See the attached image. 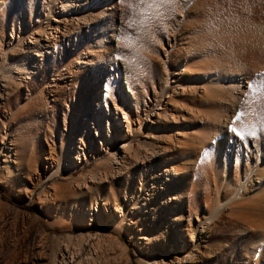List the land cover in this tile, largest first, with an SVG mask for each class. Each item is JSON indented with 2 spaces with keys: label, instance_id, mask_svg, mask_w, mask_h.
Listing matches in <instances>:
<instances>
[{
  "label": "rangeland",
  "instance_id": "374dc122",
  "mask_svg": "<svg viewBox=\"0 0 264 264\" xmlns=\"http://www.w3.org/2000/svg\"><path fill=\"white\" fill-rule=\"evenodd\" d=\"M96 1L97 3L102 2V0ZM109 1H111L109 4H112V7L105 9L103 16H97L95 12L92 14L89 11L91 14L87 12L88 15L85 17L87 21L75 20L73 17H69L70 20L66 24L68 28L66 25L62 26L61 31L58 32V47L60 46V48L55 54L51 53L52 44L55 40L51 37L52 35H50V47L40 46L38 42L31 43L30 40L39 23L47 24L43 21L46 19L47 13L51 11V7H54L53 14L57 8L59 11L61 10L62 6L59 0H45V2L44 0H4L3 2L0 0V49L12 47L7 52L6 58L8 59H4L3 62L11 61L15 64L13 69L14 81L0 79V89L2 91L0 97V147L2 146L0 150V264H35L39 261L38 256L42 257L41 264H48L50 251L54 246L56 249L59 247L67 254L73 253L74 249L76 251L77 246L75 248L74 243L75 241L78 243L79 232L94 234L90 238L84 235L82 240H79L83 242L82 246L85 252L90 251L88 254L102 256L101 261L107 259L109 261L106 260V263L109 264H125L126 260L113 237L108 234L107 228L105 226L100 227L96 223L90 225L88 224L89 219L83 221L81 207L90 208L96 213V205L99 204V208L107 213L102 204L104 200L108 201L110 207L118 205L126 209L129 207V201L143 202L146 200L142 198L143 195H139L146 191L145 189L141 190L142 184L146 186L145 183L150 189L147 200L154 209L152 208L151 212H144L142 216L141 213L132 209L130 212L132 218L130 219H133L135 223H130L127 226L132 238L129 237L128 232L121 233L129 245L130 254H132L131 260L134 261H132V264H145L150 255L154 256L158 251L165 253L167 248L181 246V243L184 242L179 238L181 233L186 235L187 243L191 242L192 236L199 225L196 216L201 217L203 221L212 210L213 202L209 206L210 204H207L206 200L208 196L214 197L213 186L211 185L212 188H209L210 185L205 180L200 183L193 180L191 175L193 174V167H190L186 177L179 172L181 155L175 144L176 135L174 130L172 131L169 128L173 126V123H171V118L164 116L165 114L160 119L161 128L152 129L150 122H148L145 123L144 131L142 130L136 134V139L144 140L146 145L140 146L137 141L134 142V153H132L133 155L130 153L131 156L127 158L129 162L126 168L115 164L113 158L110 159L115 150L119 151V147L125 139L123 134H120V139L115 143L109 136L108 119L113 120V118L111 113L109 115L105 106V100L108 99H106L103 91L105 85H111L116 101L125 105L124 99L119 94L117 84L122 85L126 76L131 77L132 80L134 79L135 89L138 92V112L144 109L146 103L156 108L154 91L158 90L159 85L166 78V70L162 62L165 57L162 50L158 49L162 45L166 46L168 53L172 56L174 54L178 55L179 50L186 47L184 43L179 41V37L192 31L190 26L196 21H200L204 0H190L185 5H183L185 0H176L172 7L170 6L171 10L173 9L171 12L174 13L171 17L172 22L170 24L164 23L161 30L164 37L169 36L167 39L170 38L171 45H168V41L164 37L161 38L160 42L155 37L156 40L154 41L153 35H146L150 33L149 28L146 27L144 32L140 33L141 41L139 39L137 43L139 46L136 44L135 48L130 50L123 45L125 42L118 38L125 31L136 32L135 28L128 27V19L132 13L121 0ZM181 6L184 7V16L181 18L179 25L176 26L174 20L178 19V15L181 13ZM263 15L264 11L260 14V17L255 15L256 18L253 17L254 20L250 21L252 24L246 19L247 16L236 15L235 17L234 15L223 21L224 24L219 26L223 30L219 33L220 38L227 46L228 52H231L230 44H232L231 47L236 46L234 52L236 50L237 53H234L233 63L228 61L229 65L233 64L239 67V72L243 73L241 77L247 76L248 73L251 80L255 78V72L251 68L263 62L264 54L257 52L254 46L249 45L247 41L252 33L259 36L264 31ZM257 20L259 22H255ZM171 25L175 30L173 36H170L173 31ZM167 27L168 29H166ZM101 28L102 30H100ZM20 29H22L24 35L26 34L25 36L20 37ZM46 29L48 32L50 31L48 26ZM13 36L15 37L14 42L12 41ZM143 36L145 37L143 38ZM61 38L64 40L63 42H60ZM96 38L98 43L95 42ZM147 39L149 43L150 39L152 40V46L147 42ZM145 45H147V48ZM73 47L77 50L75 53L71 50ZM89 47L90 49L93 47L101 50L103 52L101 54H104V60L102 58L99 63L93 61L90 64L77 65L75 63L76 56L78 57L79 54L81 55V53L87 51L86 49ZM132 51L137 54L136 61H138L136 63L138 70L135 68V73L126 59H118L117 57L119 55V57L131 58ZM3 52H0L1 59L5 58ZM141 52L144 53L141 54ZM145 53L147 54L145 55ZM126 62L127 64H125ZM173 63V60L166 63L170 71ZM180 65H178L179 71L182 68V64ZM28 73L29 75H27ZM240 82L242 83L243 79ZM96 86L101 88L102 92H97L101 89L96 91ZM127 89L126 87V92ZM247 91H244V95ZM97 102H99L100 107L97 106ZM107 103L111 104L112 101L108 100ZM97 107L100 111L102 109L101 114L97 113ZM130 109L133 121L135 120L133 126L137 127V109L134 107ZM194 115L199 116L196 112ZM152 117L155 120L158 119L157 114L152 115ZM111 130L112 133H116L114 124L111 126ZM123 132H127L125 126ZM13 140L15 144H12ZM73 140L76 141V146H73ZM101 140L107 146H103ZM170 143L173 145L171 146ZM65 146L72 156L75 154L76 157L80 156L81 160H84L82 161L83 167H80L74 173L65 170L54 177L45 178L48 167L54 166L59 154L62 152V148ZM8 150L13 158L12 160L6 158ZM50 154L55 158L54 164L51 162L52 166L51 163L49 165L46 158ZM93 155H97V157L94 159ZM86 157L90 159L85 161L84 158ZM99 161L107 163L98 170L99 177H104V179L95 183L90 190L78 189L75 185L76 180L94 168ZM170 168L178 171L180 180L176 182L169 181L168 184V181L161 176L165 175L163 170ZM105 171H108L106 172L107 175ZM234 171L235 169L232 168L230 171L232 173L229 174L234 176ZM159 173L162 174L158 175L157 178ZM86 178L88 180V177ZM55 187L61 188L62 193H58L61 194V198L58 197V194L55 195ZM160 187L163 190L159 194L158 189ZM80 190H85L86 193L80 195L82 193ZM166 190L168 195L163 194ZM208 190L210 195H208ZM41 194H46L45 196L52 194L53 196L52 199L49 198L51 203H47V207L43 209L37 203ZM169 194L177 196L174 204L173 202L165 203L161 201V198L167 199L170 196ZM205 204L208 206L206 207ZM67 212H74L75 216L80 219L77 229L69 222L70 220L62 223H60L61 221L56 222L57 214L65 217ZM241 213L243 212L227 208L222 210L218 214L220 217L217 216L215 220L217 222L210 223L206 231L200 234L196 241L198 246L192 247L194 249L192 252L196 256L194 255L192 261L188 260L184 264H264V244L259 239L260 236L257 235L259 232L258 227L263 223L259 222L261 217H253V215L246 213L240 216ZM171 216L177 217L178 221H175V226L172 225L174 221ZM249 218H253V221ZM254 224H257V226L260 224V226L256 227ZM140 234L146 236L147 239L139 238ZM100 235L102 236L100 237ZM251 236L254 237L251 238ZM66 248H68L67 251L64 250ZM253 248L256 249V252L260 250L258 262H256L257 257H254ZM149 251L152 254H147ZM142 260L143 262H140Z\"/></svg>",
  "mask_w": 264,
  "mask_h": 264
},
{
  "label": "bare ground",
  "instance_id": "6f19581e",
  "mask_svg": "<svg viewBox=\"0 0 264 264\" xmlns=\"http://www.w3.org/2000/svg\"><path fill=\"white\" fill-rule=\"evenodd\" d=\"M1 1L3 2L4 0H1ZM95 1L96 0H59L62 6L61 10L59 11V9L57 8L56 12H54L53 14L54 7L53 8L51 7L50 12L52 14L50 12L47 13V17L43 21V22H46L47 24L44 25L41 22L37 25L36 30H34L35 31L34 34L31 36L32 39L30 40V42L31 43L38 42L40 46L50 47L51 46L50 45L51 43L50 35H52L51 37H53V39L55 40H54V43L52 44L51 53L53 52L56 54L58 51V48H60V46L58 47V32L61 31L60 28L62 26H65L66 24H68V21L70 20V18L73 17L75 20L77 19V20L85 21L86 20L85 17H87L86 15L91 14L89 13V11H91L92 14L95 12L97 16H103L105 14L104 11L112 7V4H109L111 2L109 0H102V2L99 0L100 2L97 3L96 1V3L94 4ZM189 1L190 0H185L183 5H185V3L186 2L188 3ZM100 4H103V5H100ZM202 6H203V10H202L203 12H202L200 21L198 20V22L196 21L192 26H190V30L192 29V31H190L188 34H183L184 36L181 35V37H179V41L181 43H184L186 47L181 48L179 50L178 55L174 54L171 56L170 53H168L167 47L163 45L160 46L159 49L156 48L158 50L160 49L162 50L163 56L165 57V59H162L163 60L162 62L166 70L165 71V75H166L165 81L159 85L158 90L154 91V95H155L154 102L157 105L156 108L146 103L144 109L138 112L139 110V102H138L139 99H137L138 92L135 89V83L133 81L134 79L132 80L131 77L126 76L122 85L120 83L118 84L116 83L118 85L117 87L119 88V94L121 95V98L124 99L125 101V105H123L119 101H116L113 95V90H112L113 88L110 87L111 85L110 86L105 85L103 88L106 99L112 101V103L109 104L107 103L108 100H105L106 102L105 106L107 108V111L109 112V115L111 113L112 118H113V120L108 119L109 120L108 127H109V134H110L109 136L111 137V140L114 141L115 143L120 139V134L121 135L123 134L124 139H125L122 142V145L119 147V151L115 150L113 152V155L110 158V159L112 158L114 159L115 164L121 167L125 166L126 168V166L128 165L127 163L129 162L127 161V158L133 155L132 153H134L133 152L134 142L136 143L137 141V143H139L140 146L146 145L144 140L136 139L137 138L136 134L140 133L145 128V123H148V122H150L152 129L154 128L155 130H157L161 128L160 119L163 116V114H165L164 116L171 118V121H172L171 123H173V126L169 128L172 131L174 130V133L176 135L175 144L181 155V159H180L181 161L179 164L180 168H178L180 170L179 172H181L183 176L186 177L187 175L186 173L190 171L189 170L190 167L191 168L193 167L192 169L193 174H191L193 177V180H195L197 183H200L201 181L205 180L207 184L210 185L208 186L209 188H212L211 185L213 186L212 190L214 193L213 194L214 197L212 198L208 196V199L206 200L207 204L208 203L210 204L213 202L212 210L205 217L203 221L201 217L196 216V219L198 220L199 225H198V229L194 232L192 236L191 242L187 243L186 237H185L186 235L181 233L179 234V238L181 239V241H184L185 243L182 242L181 246L180 245L178 247L175 246V248H172V247L167 248L165 253L158 251L156 255L154 256L150 255V258L146 261L145 264H160L161 262L163 264H169L168 262L184 264V263H187L188 260L192 261L193 256L195 255L194 252H192V250H194L192 249V247L197 245L196 241L200 237V234L204 233L206 231L207 226H209L210 223L215 221L217 216H219L218 214L226 208L230 210H237L238 212L240 211L246 214H250V215H253V217L255 216L261 217L260 219L261 221H259V222H263L261 223V226L260 224H258V226L260 227H258L257 224H254V225L259 228L258 230L259 232L258 234L257 233L256 234L260 236V238L259 237L257 238H259L264 244V221H263L264 220V135H258L256 138H248L244 142H241L239 139H237L234 136V134H232L228 130L229 125L231 124V121H232V117L235 115L236 110L239 108V104L241 103L240 100L244 99L243 98V96H245L244 91L248 90L247 85L251 81V77L250 75H248V73H247V76L244 75V77H241L243 73L239 72L240 68L233 64L232 65L235 67H233L232 65H229L228 61L232 62V59L234 58V53L236 52V50L234 52V47L236 46L231 47L232 44H230L229 48L231 52H228V49L226 48L227 46L224 45L219 35V33L222 30L219 26L223 25L224 24L223 21L230 19L231 16H234V15L235 17L236 15L238 16L243 15L245 17L247 16L246 19L249 20V22L253 21L254 20L253 17L256 18L257 15H259L260 17V14L263 13L264 11V0H204V2L202 3ZM180 9H181V13H179L178 19L174 18L176 19L174 20L176 26L179 25L181 18L184 16V12H183L184 7L182 8L181 6ZM172 10L165 11L164 14L160 16L158 19L149 21L148 28H149L150 33L147 32L149 34H146V35L150 36L151 34V36L153 35L152 37H154L153 39L154 41L156 40L155 39L156 37L157 40H159L160 42L161 38L164 37L163 36L164 33L162 32L161 27L164 23L170 24V22H172L171 17H173V14H174L171 12ZM242 19L244 18L242 17ZM255 22H259V21L257 20ZM250 23L252 24V22ZM172 25L174 24L172 23ZM253 25L255 26V24ZM47 26L50 28L49 32L47 31L48 28L46 29ZM166 29H168V27ZM100 30H102V28ZM146 30L148 31V29ZM172 30L173 31L171 32L170 36L174 35V31H175L174 27H172ZM19 34H20V37L24 35L22 29H20ZM144 37L145 36H143V38ZM167 37H164V38L165 40L168 41L167 42L168 45H171L170 40H169L170 38L167 39ZM60 40H61L60 42L64 41L62 38ZM12 41L13 42L15 41L14 36L12 37ZM95 42H97V38ZM147 42H148V39H147ZM247 42L249 43V45L250 44L253 45L255 50H257V52H261L264 54V31H262L259 36L253 35L252 33V35L248 37ZM151 43H152V40L150 39L149 44L151 45ZM220 44H223L224 48L219 47L218 45ZM93 45L95 46V44ZM123 45H125V43ZM142 45L144 44L142 43ZM137 46L139 45L137 44ZM145 47L147 48V45H145ZM148 47L150 46L148 45ZM10 48L12 47H9L7 49L6 48L0 49V52L4 51L3 53L5 57L3 59L0 58V79L14 81L15 75H14L13 69L15 68L14 67L15 64L11 63V61H9L10 63L3 62L4 59L6 60L8 59L6 58V55ZM153 49L155 50V48ZM71 50L73 51V53L77 51L76 48L74 47L71 48ZM86 50L87 51H85L84 53L80 52L81 55L80 54L78 55L77 53L78 57L75 55L76 56L75 63H77V65L79 64L82 65L86 63L90 64V63H93V61H98L99 63V61L102 60V58L104 60V54H101L102 51L98 50V48L94 49L93 47H91L90 49L89 47ZM147 52H148V49H147ZM143 53L141 52V54ZM146 54L147 53H145V55ZM117 57H119V55H117ZM170 59L174 61L171 71H170V68L168 69L169 66H166L167 62L172 61ZM139 61L142 62L141 60ZM149 63L151 66L150 61ZM125 64H127V62ZM180 64H182V68H180V71H179L178 65ZM136 70H138V68H136ZM251 70L255 72L254 73L255 78L257 74L264 73V56H263V62L259 65H254L251 68ZM135 72L136 71H134V73ZM27 75H29V73ZM242 79H243V82L241 83L240 80ZM141 84L143 85V83ZM126 87L128 88L127 92H126ZM97 89H101V88H98V86H96L95 90L97 91ZM97 92H102V89ZM1 96H2V91L0 89V97ZM239 101L240 103L238 104ZM151 103L153 104V102ZM82 106L83 105L81 104V107ZM97 106L100 107L99 102H97ZM131 107L132 108L134 107L135 109H137L136 110L137 111L136 121L138 122L137 127L133 126V123L135 120L133 121V118L130 113ZM101 112H102V109L101 111L100 109L97 110V113L101 114ZM195 112L196 114L197 113L199 114L198 117L194 115ZM156 114H157L158 119L155 120L152 117V115H156ZM132 115H133V112H132ZM113 124L116 127L115 134L112 133V130H111V126ZM124 126L127 128L126 133L123 132ZM99 135H100V132H99ZM75 142H76L75 140L72 141L73 146H76ZM101 142L103 146H107L106 143L103 142L102 140ZM12 144H15L14 140ZM170 145L172 146L173 144L170 143ZM1 148L2 146L0 147V150ZM206 150L208 151L209 155L207 156V158L202 159L203 153ZM96 157L97 155H93L94 159ZM6 158L10 160L13 159L11 157V153H9V150L7 151ZM46 158L49 161V165L51 162L54 164L55 158L52 154H50V156H46ZM132 158L134 157L132 156ZM132 158L130 157V159ZM84 159L86 161V160H89L90 158L86 157ZM82 161L84 160L83 159L81 160L80 156L76 157L75 154L72 156L68 152L67 147L65 146L62 148V152L59 154V158L58 160H56V163L54 164V166L48 167L45 178L54 177L65 170H69L71 173H74L77 169H79L80 167H83ZM104 162L99 161L97 165L94 166V168H92L86 174H83L82 177L76 180V184H75L76 187L78 189L90 190L92 187H94L95 183L99 182V180L102 181L104 177L102 178L101 176L99 177L98 170H100V168L104 166L105 164ZM52 163H51V166H52ZM17 166L19 165L17 164ZM17 168L19 169V167ZM232 168L235 169L234 176L229 174V173H232L230 172ZM108 171H105L106 175H107L106 172ZM163 171L165 175H162L161 177L164 178L166 181H168V184H169V181L176 182L180 180V178H178L179 175L176 169L170 168V169L163 170ZM161 174L162 173L157 174V178ZM106 175L105 177H107ZM86 177H88V180ZM145 185L146 186L142 184L141 190L143 191L145 189L146 191L143 194L140 193L139 195H143L142 198L146 200L143 202H139L136 200L131 201V202L129 201V207L126 209L125 207L118 206V205L116 207H110L108 201H104V200L102 204L106 208L105 212L107 213H104V210H102V208L101 209L99 208V204L96 205V209H95L96 213L90 208L81 207V218L83 219V221L85 219H89L90 222L88 224L92 225L96 223L100 227L105 226L107 228V230L109 231L108 234L113 237L116 245L119 246L118 248L120 249L123 257L126 260L125 264H132V261H133L131 260L132 254H130L129 245L126 243V239L121 234L122 232H128L129 237L132 238V234L127 228L128 224L130 223L133 224L134 222L133 219H130L132 218V216H130L131 210L134 209L135 211L141 213V216H142L144 212L146 211L151 212L154 209L152 206H150L149 204L150 202L147 200L148 195H150V189L146 183ZM54 189H55L54 191L56 193L55 194L56 196L58 193H62V191L60 190L61 188L59 189V187L57 188L55 187ZM161 190H163L162 187L158 189L159 194L162 193ZM81 192L82 193H80V195H84L86 193L85 190H82ZM167 192L168 191L166 190L165 193L163 194L168 195ZM208 193L207 194L210 195V191ZM45 195H42V194L39 195V199L37 201V203L40 204L42 209L46 208L47 203L50 204L51 203L50 199L53 198L52 194L47 195V196ZM169 195L170 196H168L167 199L161 198V201L165 203L173 202L174 204L175 200L177 199V196H173L171 194ZM60 196L61 194L60 195L58 194L59 198H61ZM207 206L208 205H206V207ZM209 206H211V204ZM243 213H241L240 216ZM223 214H224V211H223ZM56 216L57 218L55 219L57 220L56 221L57 223H59L60 221H61L60 223H62L63 221L67 222L68 220H70L69 222L73 224V226L76 227V229L79 226L78 224H79L80 219H78V216H75L74 212H67L65 217H61L60 214H57ZM171 219L174 221L172 222V225L175 226V221L176 222L178 221L177 217L171 216ZM249 219L252 220L253 218L252 219L249 218ZM257 219L259 220L258 217ZM259 222H255V223H259ZM84 235L90 238L94 234L93 233L83 234L82 232H79V235H78L79 240L80 239L82 240V237ZM102 235H100V237ZM139 236H140L139 238L141 239H147L146 236H144L143 234H140ZM252 237L254 236H251V238ZM79 240H77L78 243H76L75 241L76 245L74 243V247L76 248L77 246V249L76 251L74 249L73 250L74 252L71 254L65 253V251H62L61 249H59V247L58 249H56L54 246V248H52L51 251L49 250L50 258L47 261L48 264H107L108 263V262L106 263L107 259L105 260V258H104L105 261H101L103 259V258L101 259L102 256L100 257V256L88 254L90 253V251L88 253L85 252L82 246L83 242ZM68 241H71V240H68ZM116 245L115 247H117ZM187 245H188V248H187ZM113 246H114V243H113ZM67 249L68 248L64 250L67 251ZM142 253L143 252L141 251V254ZM147 254H152V253H150L149 251L147 252ZM253 254H254V257H257L256 262H258V257L260 256V250L256 252V249L253 248ZM38 260L39 261H37L35 264H41L40 260H42V257L38 256ZM140 262H143V260Z\"/></svg>",
  "mask_w": 264,
  "mask_h": 264
},
{
  "label": "snow or ice",
  "instance_id": "6c2138e0",
  "mask_svg": "<svg viewBox=\"0 0 264 264\" xmlns=\"http://www.w3.org/2000/svg\"><path fill=\"white\" fill-rule=\"evenodd\" d=\"M121 2L125 3L132 13L128 19V27L135 28L136 32L125 31L118 39L125 42L126 48L134 49L140 39V33L149 27V21L158 19L165 11H170V6L176 0H121ZM118 58L126 59L130 68L135 71L137 61L134 51L131 58ZM247 89L244 100L232 117L228 129L241 142L264 135V73L257 74L256 78L248 83ZM208 155L206 150L202 159Z\"/></svg>",
  "mask_w": 264,
  "mask_h": 264
},
{
  "label": "clouds",
  "instance_id": "9594fccd",
  "mask_svg": "<svg viewBox=\"0 0 264 264\" xmlns=\"http://www.w3.org/2000/svg\"><path fill=\"white\" fill-rule=\"evenodd\" d=\"M219 47H221V48H224V45L223 44H220V45H218Z\"/></svg>",
  "mask_w": 264,
  "mask_h": 264
}]
</instances>
